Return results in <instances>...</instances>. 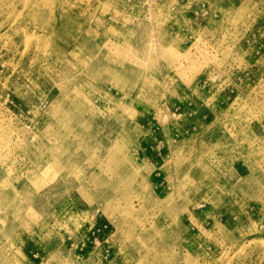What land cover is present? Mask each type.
Returning a JSON list of instances; mask_svg holds the SVG:
<instances>
[{
    "label": "rangeland",
    "instance_id": "rangeland-1",
    "mask_svg": "<svg viewBox=\"0 0 264 264\" xmlns=\"http://www.w3.org/2000/svg\"><path fill=\"white\" fill-rule=\"evenodd\" d=\"M0 264H264V0H0Z\"/></svg>",
    "mask_w": 264,
    "mask_h": 264
},
{
    "label": "bare ground",
    "instance_id": "bare-ground-1",
    "mask_svg": "<svg viewBox=\"0 0 264 264\" xmlns=\"http://www.w3.org/2000/svg\"><path fill=\"white\" fill-rule=\"evenodd\" d=\"M29 38V37H28Z\"/></svg>",
    "mask_w": 264,
    "mask_h": 264
}]
</instances>
